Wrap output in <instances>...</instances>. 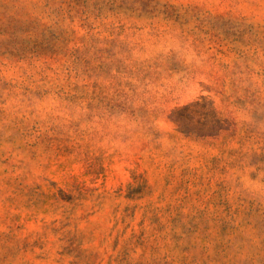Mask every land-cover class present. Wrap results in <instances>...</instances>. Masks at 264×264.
Returning <instances> with one entry per match:
<instances>
[{
	"label": "rangeland",
	"instance_id": "obj_1",
	"mask_svg": "<svg viewBox=\"0 0 264 264\" xmlns=\"http://www.w3.org/2000/svg\"><path fill=\"white\" fill-rule=\"evenodd\" d=\"M0 264H264V0H0Z\"/></svg>",
	"mask_w": 264,
	"mask_h": 264
}]
</instances>
